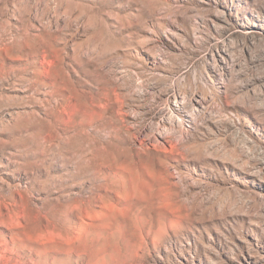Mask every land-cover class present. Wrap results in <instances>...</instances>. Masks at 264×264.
Here are the masks:
<instances>
[{"label": "rangeland", "instance_id": "rangeland-1", "mask_svg": "<svg viewBox=\"0 0 264 264\" xmlns=\"http://www.w3.org/2000/svg\"><path fill=\"white\" fill-rule=\"evenodd\" d=\"M0 31V264H264V0H0Z\"/></svg>", "mask_w": 264, "mask_h": 264}, {"label": "bare ground", "instance_id": "bare-ground-1", "mask_svg": "<svg viewBox=\"0 0 264 264\" xmlns=\"http://www.w3.org/2000/svg\"><path fill=\"white\" fill-rule=\"evenodd\" d=\"M5 31H0V39H3V37L5 36ZM50 49V48H49ZM51 50V49H50ZM52 51V50H51ZM54 53V52H53ZM181 105V104H180ZM181 107V106H180ZM180 107H178V108H180ZM183 111V110H182ZM179 112V111H178ZM185 114V113H184ZM196 114V113H195ZM192 118V117H191ZM188 119V118H187ZM48 180V179H47ZM47 180H45V181H47ZM56 180V179H55ZM53 181V180H52ZM55 183V182H54ZM36 185V184H35ZM38 186V185H37ZM37 186H35V187H37ZM41 186V185H40ZM51 186V185H50ZM44 188V187H43ZM46 188V187H45ZM51 188V187H50ZM37 189V188H36ZM47 189H49V188H47ZM34 190V189H33ZM41 190V189H40ZM34 191H36V190H34ZM15 207H16V205H15ZM13 213H15L16 211H12ZM7 215H10V213L9 214H7ZM16 216H18V212H16V214H15ZM19 215L21 216V214L19 213ZM4 217V216H3ZM16 218H19V216L18 217H16ZM1 219V218H0ZM3 219V218H2ZM1 219V220H2ZM42 222V221H41Z\"/></svg>", "mask_w": 264, "mask_h": 264}]
</instances>
